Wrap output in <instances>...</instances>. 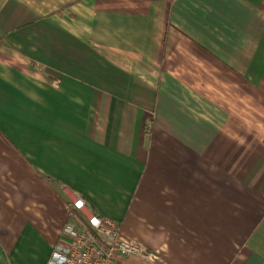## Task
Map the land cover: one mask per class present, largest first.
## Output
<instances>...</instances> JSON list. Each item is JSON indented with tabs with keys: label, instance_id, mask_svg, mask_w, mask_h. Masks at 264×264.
Instances as JSON below:
<instances>
[{
	"label": "crops",
	"instance_id": "obj_1",
	"mask_svg": "<svg viewBox=\"0 0 264 264\" xmlns=\"http://www.w3.org/2000/svg\"><path fill=\"white\" fill-rule=\"evenodd\" d=\"M79 197L124 264H264V0H0V264Z\"/></svg>",
	"mask_w": 264,
	"mask_h": 264
},
{
	"label": "built area",
	"instance_id": "obj_2",
	"mask_svg": "<svg viewBox=\"0 0 264 264\" xmlns=\"http://www.w3.org/2000/svg\"><path fill=\"white\" fill-rule=\"evenodd\" d=\"M67 206V222L46 264H124L126 256L157 260L156 252L127 239L118 222L94 212L85 199L76 198Z\"/></svg>",
	"mask_w": 264,
	"mask_h": 264
}]
</instances>
